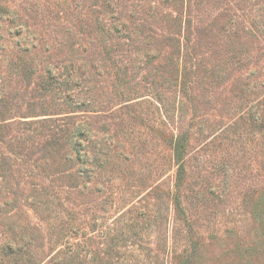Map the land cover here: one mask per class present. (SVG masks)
<instances>
[{
	"label": "rangeland",
	"instance_id": "1",
	"mask_svg": "<svg viewBox=\"0 0 264 264\" xmlns=\"http://www.w3.org/2000/svg\"><path fill=\"white\" fill-rule=\"evenodd\" d=\"M0 264H264V0H0Z\"/></svg>",
	"mask_w": 264,
	"mask_h": 264
}]
</instances>
